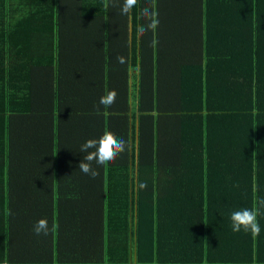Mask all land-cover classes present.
Segmentation results:
<instances>
[{
  "label": "trees",
  "instance_id": "1",
  "mask_svg": "<svg viewBox=\"0 0 264 264\" xmlns=\"http://www.w3.org/2000/svg\"><path fill=\"white\" fill-rule=\"evenodd\" d=\"M154 2L159 26L138 37L148 0L129 15L105 0H0V264H264V215L259 236L230 227L264 197V0ZM107 44L140 68L133 115L129 68L107 66ZM105 129L126 151L93 164L87 208L68 216L53 171ZM41 218L48 235L33 232ZM73 231L86 248L68 246Z\"/></svg>",
  "mask_w": 264,
  "mask_h": 264
},
{
  "label": "clouds",
  "instance_id": "2",
  "mask_svg": "<svg viewBox=\"0 0 264 264\" xmlns=\"http://www.w3.org/2000/svg\"><path fill=\"white\" fill-rule=\"evenodd\" d=\"M139 0H122V3L118 5L117 0H105V7H117L120 8L121 15H129L133 8L137 7ZM138 19L142 22L137 25L138 37H143L146 33H155L159 26V14L155 10L154 0H148L147 6L140 8ZM158 44V40L152 39L150 46L155 47ZM117 62L120 64H127L128 61L124 56H117ZM137 73L140 68L137 65ZM117 92L115 89L106 90L99 99V105L103 108H110L116 102ZM127 141L124 138H118L114 133L105 129L99 138L87 139L80 146V152L84 153L82 161L79 163V170L92 178L99 175L97 168L93 167V164L97 166H106L107 164L116 160V158L126 151ZM147 184L144 182L137 183V189H144ZM9 215L11 211L9 210ZM264 215V197L257 198L255 205L251 208H241L234 210L230 213V227L231 230L236 233L243 230L244 232H250L252 236L256 237L260 235L261 226L258 221V216ZM55 227L58 228V225ZM33 232L35 235H48L49 225L46 218H41L33 225ZM207 243V242H206ZM206 264V260H205Z\"/></svg>",
  "mask_w": 264,
  "mask_h": 264
},
{
  "label": "crops",
  "instance_id": "3",
  "mask_svg": "<svg viewBox=\"0 0 264 264\" xmlns=\"http://www.w3.org/2000/svg\"><path fill=\"white\" fill-rule=\"evenodd\" d=\"M120 20L119 19H113L112 20V25L114 26L115 24L119 23ZM117 37H120V36H117ZM84 51H88L84 48V46L81 47V50L80 52L82 53ZM104 53L105 57H104V60L110 62L107 64V66H110L112 65L113 68H121V64L117 62V56H124L123 53L121 52H126L124 50V44H119V45H116V46H113L112 44H107L105 45L104 47V50H98V53ZM88 52L85 53V55H90L88 54ZM126 57V56H124ZM90 56L85 58L84 59V64H85V67L89 66L90 67ZM93 58V56L91 57ZM83 59V58H82ZM91 62L93 63V61L91 60ZM126 68H129V79H128V83H127V88H129V102H130V105H131V113L129 115H133L132 113V109H134V106H135V95L137 94V86H136V82H137V75H136V72H135V69L134 68H137L136 65H133L131 62H129V65H125ZM162 68L160 70V74H162V76L167 73L170 74L171 71H168V70H163V68H166L165 66L163 67V65L160 67ZM169 79H166L164 80L165 82L168 81ZM89 82V81H88ZM163 84V83H162ZM88 86H90V84L88 83ZM91 93H88L87 94V97L89 98V95ZM85 95V96H84ZM80 100H84V101H87L86 99V93L83 94L79 101ZM88 119H89V116L87 115L86 111L84 112L83 114V117H82V122L83 124H81V127L79 129H76L75 133L76 132H79V134L81 136H87L91 133V128L88 126L89 123H88ZM128 120L130 122H132V118H129L126 119V121L128 122ZM80 162H72L69 164V166L66 168V171H63V170H60V169H56L54 170L53 172L55 174H62L63 176H65V180L67 179L68 180V184L66 186V188L64 189V192H61V199L60 200H65V195H67L69 198L71 199H74V203L76 205V209L73 211V209H71L68 213V216H74V215H78L79 213L83 214V211H80V210H83V204H84V201L86 203V208H87V205H88V202H89V187L91 184H95V183H98L99 181H95L93 182V179L92 177H90L89 175H85L83 174L79 168H78V165H79ZM96 178V177H95ZM67 182V181H66ZM93 186V185H91ZM61 187V186H59ZM58 190H62L63 189H58ZM57 190V191H58ZM58 199V198H57ZM79 211V212H78ZM75 226L72 225L70 228H74ZM72 233V236H70L69 240L68 241V246L71 248L76 249H84L86 248V245L84 246H80L78 245L77 241L73 240V238L75 237L74 234H75V231L71 232Z\"/></svg>",
  "mask_w": 264,
  "mask_h": 264
},
{
  "label": "water",
  "instance_id": "4",
  "mask_svg": "<svg viewBox=\"0 0 264 264\" xmlns=\"http://www.w3.org/2000/svg\"><path fill=\"white\" fill-rule=\"evenodd\" d=\"M136 182H137V177H136Z\"/></svg>",
  "mask_w": 264,
  "mask_h": 264
}]
</instances>
